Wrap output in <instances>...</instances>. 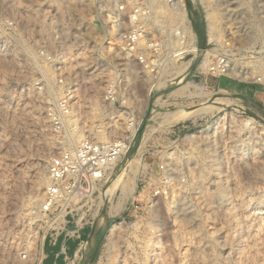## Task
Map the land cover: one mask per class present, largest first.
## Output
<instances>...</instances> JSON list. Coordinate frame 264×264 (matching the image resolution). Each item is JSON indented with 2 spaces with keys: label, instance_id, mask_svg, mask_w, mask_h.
<instances>
[{
  "label": "rangeland",
  "instance_id": "rangeland-1",
  "mask_svg": "<svg viewBox=\"0 0 264 264\" xmlns=\"http://www.w3.org/2000/svg\"><path fill=\"white\" fill-rule=\"evenodd\" d=\"M123 140L68 264H264V0H0V264L40 259L51 161Z\"/></svg>",
  "mask_w": 264,
  "mask_h": 264
},
{
  "label": "built area",
  "instance_id": "built-area-1",
  "mask_svg": "<svg viewBox=\"0 0 264 264\" xmlns=\"http://www.w3.org/2000/svg\"><path fill=\"white\" fill-rule=\"evenodd\" d=\"M122 42L130 49L136 42V33L122 35ZM127 144V140L102 143L83 141L73 151L51 161L49 184L40 205L44 218V240L65 228L71 211L63 214L75 206L78 199L91 196L95 187L105 181L109 170L127 153ZM39 258L36 264L42 262V247Z\"/></svg>",
  "mask_w": 264,
  "mask_h": 264
},
{
  "label": "crops",
  "instance_id": "crops-1",
  "mask_svg": "<svg viewBox=\"0 0 264 264\" xmlns=\"http://www.w3.org/2000/svg\"><path fill=\"white\" fill-rule=\"evenodd\" d=\"M224 88L226 87L219 86V89ZM99 240V229L96 225L78 223L74 216H68L65 228L45 240L41 264H68L71 259L82 255V252L77 254L82 246H87L85 258L90 257Z\"/></svg>",
  "mask_w": 264,
  "mask_h": 264
},
{
  "label": "bare ground",
  "instance_id": "bare-ground-1",
  "mask_svg": "<svg viewBox=\"0 0 264 264\" xmlns=\"http://www.w3.org/2000/svg\"><path fill=\"white\" fill-rule=\"evenodd\" d=\"M51 93H52V92H51ZM52 95H54V94H52ZM12 100H13V99H12ZM96 102H97V101H96ZM97 103H99V102H97ZM99 105H100V104H99ZM99 105H98V104H97V105L95 104V105H93L92 107H94V110H96V111H97V109H98V112H100V114H101L102 116H104L106 120H108V119H109L108 116H110V114H109V115H106V114H105V109H104L101 105H100V106H99ZM83 114H84V113H83ZM113 119H114V118H113ZM68 120H69V119H68ZM71 122L73 123V121H71ZM71 122H70V123H71ZM111 122H112V121H111ZM63 123H64V122H63ZM67 123H68V122H67ZM70 123H69V124H70ZM106 123H107V122H106ZM114 124H116V122H115V123H110L109 125H111V126L108 125V126H109V130H108L107 132H105L104 135H101V137H100V136H99V137H100V138H103L104 140H106L107 137L111 136V133L114 132L113 129H116V128H114V127H115ZM118 131H119V130H118ZM119 132H120V131H119ZM119 132H118V133H119ZM114 133H115V132H114ZM115 134H116V133H115ZM129 134H130V133H129ZM132 134H133V133H132ZM74 136H75V135H74ZM107 139H108V138H107ZM76 140H78V137H75V138H74V137H73V138L70 137V140H69V141H70V144H72V145L75 144L74 141H76ZM101 140H102V139H101ZM10 141H11V140H10ZM47 145H48V144H47ZM60 148H61V147H60ZM214 151H215V150H214ZM46 152H49V150H47ZM46 155H47V154H46ZM40 158H41V157H40ZM128 164L131 166V165H132V162H129ZM127 166H128V165H127ZM130 168H131V167H130ZM131 169H132V168H131ZM130 171H131V170H130ZM134 172H136V170H134ZM134 172H133V173H134ZM30 173H31V172H30ZM120 178H121V177H119V179H118L117 181L114 182L113 187H115V186H117V185H119V184L122 183V182H121L122 180H120ZM122 189H123V187H122ZM36 191H37V190H36ZM123 191H124V189H123ZM37 192H38V191H37ZM37 192H35V193H37ZM130 192H132V189L129 190V193H130ZM27 223H28V222H27ZM115 224H116V223H115ZM116 228H117V226H116ZM118 229H119V227H118ZM118 229H117V231H118ZM90 243H91V242H90ZM90 246H91V245H90ZM122 248H123V247H122ZM86 249H87V246H82V247L80 248V251H81L83 254H85ZM123 250H124V248H123ZM125 252H126V251H125ZM125 252L123 251V253H125ZM127 254H128V253H127ZM129 255H130V254H129ZM125 257H126V256H125ZM129 259H130V258H129ZM125 261H126V260H125ZM129 262H130V261H129ZM124 264H125V263H124ZM128 264H131V263H128Z\"/></svg>",
  "mask_w": 264,
  "mask_h": 264
}]
</instances>
